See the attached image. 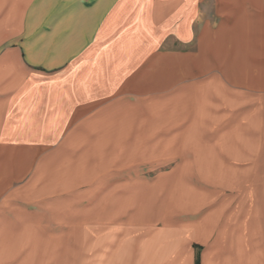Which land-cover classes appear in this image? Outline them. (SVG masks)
<instances>
[{"label": "crops", "instance_id": "0c3cea01", "mask_svg": "<svg viewBox=\"0 0 264 264\" xmlns=\"http://www.w3.org/2000/svg\"><path fill=\"white\" fill-rule=\"evenodd\" d=\"M32 1L36 0H0V231H7L0 234V264H55L56 252L61 253L56 257L57 264H69L68 254L60 248L65 246L60 244L61 240L43 238L41 247L35 241L26 244L23 232L36 234L46 225L38 223V213L26 219L27 213L20 211V207L39 202L48 206V201L43 199L54 198V192L59 193L58 198H64V194L87 182V174L96 177L100 168L94 172L87 170L82 163L86 156L114 160L117 173L108 176L119 178V172L124 169L125 179L120 182L125 184L134 181L127 179L126 172L147 165L162 166L172 160L177 182L176 209L179 218L189 215L184 226L150 230L141 240L133 236L135 232L128 238L123 237L124 232L122 235L118 232L115 238L113 232L102 235L106 230L120 228L114 229L115 224L99 225L103 238L99 247H94L96 237L93 240L94 259L103 250L108 256L126 257L117 264L147 262L151 248H157V255L153 254L156 256L161 247L165 248V240L161 246L157 242L150 247V242L161 232L175 241V252L167 260L162 259V264L168 261L182 264L183 260L191 262L188 264H264V0H221V11L225 14L222 27L213 30L206 23L196 38L197 52L184 59L178 57L179 62H175L173 111L156 114L168 121H157L159 117L155 115L143 116V112L134 110V101L128 96L121 102L113 99L100 106L118 95L143 56L118 79L116 68L122 58H104L101 70H94L99 76L94 73L92 77V93L86 96L74 93L79 84L74 79L79 71L89 67L87 73H91L92 55L101 54L111 45L134 21L135 13L138 16L143 7L156 6L159 0L150 3L104 0L97 7H114L108 15L84 22L78 16L76 22L84 23L79 32L87 37L96 34L97 39L67 75L48 79H44L43 71L58 69L74 53L70 50L65 60L51 61L34 58L36 46L24 50L18 46L27 28L22 23L24 7ZM196 2L192 0L187 13L181 8L176 10L178 3L174 0V13L163 25L164 33L173 24L175 37L180 42L191 40L192 19L198 15ZM242 2L248 3V7L254 5V12L247 10L241 14L242 10H238L237 14L230 10ZM122 7H132V10L125 14L126 19L119 21ZM186 15H190L186 23L189 36L182 35L178 28ZM33 25L26 29L27 33L36 31ZM210 30L215 31L211 39L223 33L228 54L221 52L219 58L216 52L212 51L211 55L207 52L210 67H205L198 64V49L200 44H206L204 40L208 39ZM255 39L256 46L252 45ZM7 44L12 45L7 47ZM40 50L44 54L50 51L63 54L48 47ZM247 55L251 56L247 58ZM247 59L252 64L244 66V73H240ZM82 63L73 77L76 67ZM29 68L39 71L27 75ZM129 90L125 92L130 93ZM139 103L140 100L135 105ZM89 108L94 109L92 116L80 118ZM106 151L111 153L105 155ZM75 153L79 163H71ZM99 181L97 178L95 183ZM82 246V257L74 264H86L92 258L86 249L89 245L84 242ZM193 248L199 252L197 261Z\"/></svg>", "mask_w": 264, "mask_h": 264}, {"label": "rangeland", "instance_id": "374dc122", "mask_svg": "<svg viewBox=\"0 0 264 264\" xmlns=\"http://www.w3.org/2000/svg\"><path fill=\"white\" fill-rule=\"evenodd\" d=\"M103 2L104 0H87V2L81 0L80 3L79 0H36L24 7L25 12H23L22 15V21L24 20V22L22 23H24V26L26 25L27 28H30L29 26L31 23H34L33 26H36L34 27L36 31L33 34H29L26 28L18 46L23 50L29 46H36L37 49L33 52L34 58H50L51 61L59 59L65 60L64 57L68 56L67 53L70 50L74 53L70 54V59L58 69L54 71H43L44 79L54 76H63L64 74L67 75L75 65L82 61L85 53L93 46L97 38L95 37L96 34L94 37L93 35L91 37L85 36V34L79 32V28L84 25L83 22L85 19L96 18L100 15L106 16L114 9V7H97V4H102ZM146 2L150 3L153 2V0H146ZM173 2L174 0H159L157 3V5L160 4L159 6H151L152 4H150L149 7L140 8L141 10L138 9V11L140 10L139 15L136 16L137 13L134 14V21L128 24L129 26L119 34L114 42L106 49L102 50L101 54L92 55L93 59L90 65L92 68L91 73L88 74L89 67L79 71V76H77V79H74V83L79 81L76 88L77 90L74 91L75 95L86 96L92 93L90 91L93 82L92 77H94V73H99L94 70H101L100 65L103 64L104 58L106 60L116 57L122 58V61L118 63L116 68L118 79L129 69L133 62L136 63L138 59H141L143 56L144 59L140 60L141 63L136 66L129 80L118 95L114 96L112 99L106 100V102H103L100 106H105L104 104L113 99H115L114 101L118 100L121 102L120 100L128 96L127 98H131V101H134V110L143 112V116H157L156 114L158 112L173 111L174 82L176 78L174 71L175 62H179L178 57L184 59L185 56L196 53L198 47L196 45V38L202 31L203 26L208 23L213 27V30L218 26L222 27L221 23H223L222 19L225 15L221 11V0H197L196 6L198 15L192 19L193 37L189 41L180 42L175 37L173 24L170 28L168 27L164 33L163 25L174 13ZM177 3L178 4H175L178 7L176 10L181 8L188 13L191 9L192 0H177ZM82 4L85 5L82 7ZM94 4H96V6ZM241 4L242 5L238 6V3H236L230 10L237 14L238 10H242L241 14H244L247 10L254 12V5L248 7V3L242 2ZM262 9L264 10V8ZM130 10H132V7H122L117 19L119 21L126 19L124 18L126 16L125 14H128ZM78 16L82 18V23L76 22ZM189 16L190 15H186L185 20L178 27L180 33L184 36H189L190 34L189 29L186 27ZM91 21L93 20L91 19ZM160 22H162L161 26L163 27L160 26ZM86 24L89 25V23ZM242 25L244 26L243 23L240 24L241 27ZM255 25L258 26V20ZM221 31L223 30H220V32ZM214 33L215 31L213 32L210 30L207 35L208 39L204 40L206 44L203 45L204 47L200 44L198 49V64L201 66L210 67L207 52H210V55L212 51L216 52L219 58L221 57V52H227V50H225L226 46L223 45V33H217L216 35L218 37L211 39V34L214 36ZM159 41V46L155 48ZM256 41L255 39L252 45L256 46ZM247 42L248 40H246V44ZM7 45V47H10L12 44ZM47 47L51 50H55V52L58 50L63 54L59 53V55H55L52 54L54 53L53 51H48V54H44V51L40 50V48L45 50ZM242 47L244 48L247 46L243 45ZM154 48L155 50H153ZM234 50L235 53H237L238 48L236 43H234ZM250 56L251 55H247L246 57L249 58ZM215 61L220 62L218 58H216ZM183 62L184 60L182 63ZM250 64L252 63L248 62L247 59L243 63L240 73H244V66ZM83 65L84 63L76 67V71L72 75L73 77ZM215 67L218 66L215 65ZM38 71L37 68H29L27 70V75L28 73L30 75ZM72 76L69 78L72 79ZM83 76L85 77L82 78ZM79 77L82 79H79ZM126 89H130V93L125 92ZM139 100L140 103L135 105ZM93 110L92 108L87 109L85 112L86 115H82L80 118L84 119V117L86 118L89 115L92 116L94 113ZM157 117H159L157 121H160L161 116ZM80 118L75 120L74 126L78 123ZM161 121L168 120L162 119ZM111 151H106L105 155L110 154ZM100 153L101 152H99V154ZM77 155L78 154L75 153L72 156L71 163H79ZM82 163L86 165V169L89 171L94 172L95 169L100 168L97 176L95 177V174H87V182L78 188L70 190L68 194H64V198H58L57 195L59 193L56 194V192H54V198H48L47 200L43 199V201H48V206H45L43 202L42 204L39 202L38 205L20 207V211L28 214L25 215L26 219H28V216L34 217L33 214L38 213V223H44L46 225L44 230H40V227L36 234L33 232L31 234L29 231L23 232L26 234V244L35 241L36 244L39 242L41 247L44 244L41 241L43 238L53 239L55 241L61 240L62 243L60 244H64L65 246L60 248L64 249L65 254H68L69 264H74V262H78L80 257H82V243L85 242L86 245H89L86 249L88 248V250H90V256L92 255V258H89L86 264H117L122 257L124 259L126 257L119 255L116 257L108 256L103 254L102 250L101 253L95 256V259L93 258V253L95 252L94 248H92L93 240L96 237L97 241L94 247H99L101 238H103L99 233L100 231H98L99 225L115 224L113 226L114 229L129 228L125 231L120 229L114 231L113 229L112 231L106 230L102 232V235L108 236V234L113 232L115 233L113 236L115 238L118 232L121 235L124 232L125 235L123 237L128 238V236L131 237L135 232L133 236L141 240L143 236H147L150 230H163L164 228L177 229L180 226H184L188 221L189 215H183L181 216L182 218H179L176 209L177 200H175V187L177 182L174 172L175 164L172 160L171 162L169 161L168 164L162 166L158 165L159 167L147 165L142 169L126 172L127 179L134 180L128 184L120 182L125 179V176L122 177V174L125 172L124 169L119 172V178H117V176H108L117 173L114 170L116 167L114 160L112 161L107 158L101 160L94 156L89 159L86 156ZM97 178H100V181L95 183ZM139 178H142L144 182H141ZM54 185L56 188L57 184ZM43 186L44 184H42V187ZM138 214H142V216L138 217ZM19 219L21 221H26L23 218ZM5 233H7V231H0V234ZM96 233L98 234L97 236ZM158 234V237L150 242V247H153L157 242H159L161 246L162 241L165 240L164 250L162 249L163 247H161L159 256H156L158 250L156 247H153L150 250L151 256L147 257V259H150L149 261H136L134 264H162L164 262L162 259L167 260L175 252V241L173 238L168 237L167 233L163 234L159 232ZM1 238L0 236V239ZM22 243L24 244V242ZM40 249L45 251L46 248L42 247ZM163 254L164 256H162ZM193 254L196 259L195 261H197V256L199 255L198 250L193 248ZM60 255L61 253H54L56 257ZM56 257L54 259L55 264L58 263ZM188 263L191 262H185L184 260L182 262V264ZM123 264H130V262L123 261ZM167 264L176 263L168 261Z\"/></svg>", "mask_w": 264, "mask_h": 264}, {"label": "bare ground", "instance_id": "6f19581e", "mask_svg": "<svg viewBox=\"0 0 264 264\" xmlns=\"http://www.w3.org/2000/svg\"><path fill=\"white\" fill-rule=\"evenodd\" d=\"M139 146H141V143H140V145ZM142 148V147H141ZM141 151H143V150H141ZM141 153V152H140ZM138 154V153H137ZM137 156V155H136ZM140 160V159H139ZM142 160H143V158H142Z\"/></svg>", "mask_w": 264, "mask_h": 264}]
</instances>
